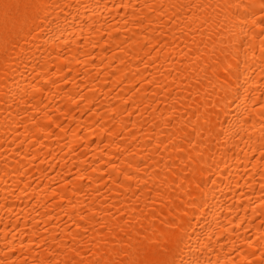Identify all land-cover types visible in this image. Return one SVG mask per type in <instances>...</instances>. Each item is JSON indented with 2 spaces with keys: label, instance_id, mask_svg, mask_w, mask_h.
Returning a JSON list of instances; mask_svg holds the SVG:
<instances>
[{
  "label": "bare ground",
  "instance_id": "bare-ground-1",
  "mask_svg": "<svg viewBox=\"0 0 264 264\" xmlns=\"http://www.w3.org/2000/svg\"><path fill=\"white\" fill-rule=\"evenodd\" d=\"M0 264H264V0H0Z\"/></svg>",
  "mask_w": 264,
  "mask_h": 264
}]
</instances>
